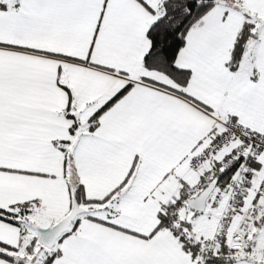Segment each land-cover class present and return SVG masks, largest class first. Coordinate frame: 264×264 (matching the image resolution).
<instances>
[{
	"label": "snow or ice",
	"instance_id": "obj_1",
	"mask_svg": "<svg viewBox=\"0 0 264 264\" xmlns=\"http://www.w3.org/2000/svg\"><path fill=\"white\" fill-rule=\"evenodd\" d=\"M0 264H264V0H0Z\"/></svg>",
	"mask_w": 264,
	"mask_h": 264
}]
</instances>
